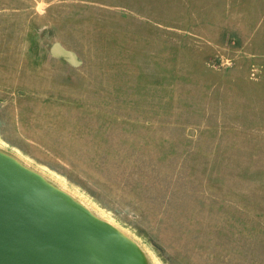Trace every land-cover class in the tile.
<instances>
[{
  "label": "rangeland",
  "instance_id": "obj_1",
  "mask_svg": "<svg viewBox=\"0 0 264 264\" xmlns=\"http://www.w3.org/2000/svg\"><path fill=\"white\" fill-rule=\"evenodd\" d=\"M36 1L0 0V151L145 264H264V0Z\"/></svg>",
  "mask_w": 264,
  "mask_h": 264
},
{
  "label": "water",
  "instance_id": "obj_2",
  "mask_svg": "<svg viewBox=\"0 0 264 264\" xmlns=\"http://www.w3.org/2000/svg\"><path fill=\"white\" fill-rule=\"evenodd\" d=\"M58 55L74 57L54 46ZM0 264H145L112 225L0 151Z\"/></svg>",
  "mask_w": 264,
  "mask_h": 264
},
{
  "label": "crops",
  "instance_id": "obj_3",
  "mask_svg": "<svg viewBox=\"0 0 264 264\" xmlns=\"http://www.w3.org/2000/svg\"><path fill=\"white\" fill-rule=\"evenodd\" d=\"M16 1H19L20 3L21 2H23V3H25L26 5H27V9L30 11L31 9L30 8H32L33 10L35 9V6H36V4H37V1L36 0H12V2H16ZM40 4V3H39ZM37 9V8H36ZM59 45V44H58ZM61 49L62 50H64L65 51V49H63L62 47H61ZM73 54V53H72ZM74 55V54H73ZM63 57H65V56H63ZM74 58H75V55H74Z\"/></svg>",
  "mask_w": 264,
  "mask_h": 264
}]
</instances>
